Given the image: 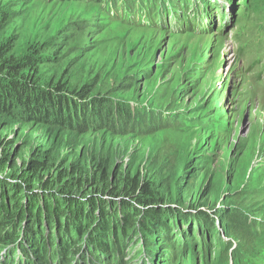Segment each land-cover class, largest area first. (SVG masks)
<instances>
[{
    "label": "rangeland",
    "instance_id": "1",
    "mask_svg": "<svg viewBox=\"0 0 264 264\" xmlns=\"http://www.w3.org/2000/svg\"><path fill=\"white\" fill-rule=\"evenodd\" d=\"M204 1L190 7L186 31V22L178 27L172 16L156 20L163 27L135 26L126 18L124 24L98 1L0 0V17L7 18H0V44L7 42L9 53L50 48L37 67L40 85L31 89L87 86L89 99L106 105L100 118L110 121L100 125L95 115L69 130L1 115L0 157L4 153L9 164L2 175L31 160L65 172L101 168L114 190L124 177L139 175L172 200L173 209L220 215L217 230L203 233L194 220L176 228L174 222L170 237L183 259L170 260L160 238L151 249L135 240L128 264H264V230L249 256L238 254V242L224 231L244 224L236 210L247 225L264 229V0ZM64 92L68 103L83 105ZM114 102L137 114L124 123L111 115ZM165 150L171 155L164 157Z\"/></svg>",
    "mask_w": 264,
    "mask_h": 264
},
{
    "label": "trees",
    "instance_id": "2",
    "mask_svg": "<svg viewBox=\"0 0 264 264\" xmlns=\"http://www.w3.org/2000/svg\"><path fill=\"white\" fill-rule=\"evenodd\" d=\"M83 1L105 4L104 10L109 14L113 12L114 18L121 19L124 24H128V19L140 27H163L160 26L162 21H156L158 18L176 17L178 27L179 23L186 22V31L190 30V7L192 10L195 5H207L204 0L183 1L182 6L178 0ZM211 2L217 4L218 0ZM203 17L201 15V19ZM0 18L7 19L6 16ZM0 45V116L14 122L36 121L69 130L89 121L94 122L92 118L95 115L100 125L104 122L110 124L109 118H100L102 111L107 113L106 105L99 97L91 101V89L87 86L78 92L60 84L51 86L55 89H31L40 85L37 67L42 59L47 58L50 48L43 53L34 49L27 56L15 57L9 53L7 42ZM27 70L36 73L33 75L32 72V76L26 78L24 72ZM66 89L81 104L92 103L89 107L76 102L68 103ZM112 104H115V109L111 115L117 119L120 117L124 123L125 119H132L137 114L128 106ZM164 153V157L171 155L167 150ZM7 160L3 153L0 157V251L4 253H0V264H7L8 259L15 264L16 257L19 261L16 264H128L125 261L127 250L135 240L138 244L142 242V249H151V242L159 238L168 249L170 260L175 257L183 259L175 251L174 238L170 237L174 222L176 228L178 222L187 225L194 220L202 233L203 229L218 228L219 214L211 216L193 209L183 213L173 209L172 200L162 196L161 190L139 175L124 177L114 190L101 168L96 172L72 167L65 172L31 160L6 176L2 174L8 168ZM170 165L173 166L172 161ZM44 171L53 172L55 176L50 175L45 180L42 174L39 175ZM29 183H34V186H28ZM91 185L94 191L87 189ZM234 214L244 224L232 225L224 231L228 238L238 242L237 253L249 256L247 251L255 246L254 240L259 239L264 229L257 231L260 226L255 227L253 222L247 225L240 211L236 210ZM230 217L232 215L221 218V222H227ZM231 245L229 240L226 249H223L225 254ZM14 252H18L16 257Z\"/></svg>",
    "mask_w": 264,
    "mask_h": 264
}]
</instances>
